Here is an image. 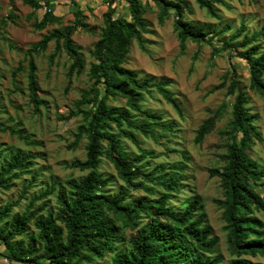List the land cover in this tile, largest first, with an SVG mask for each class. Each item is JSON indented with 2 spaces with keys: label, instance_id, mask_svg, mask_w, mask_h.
I'll return each instance as SVG.
<instances>
[{
  "label": "trees",
  "instance_id": "1",
  "mask_svg": "<svg viewBox=\"0 0 264 264\" xmlns=\"http://www.w3.org/2000/svg\"><path fill=\"white\" fill-rule=\"evenodd\" d=\"M34 7H50L53 1L23 0ZM75 22L64 28H55L27 51L28 90L30 104L40 113L41 100L34 55L45 51L54 41L57 52L63 49L71 61L69 77L81 74L85 60L73 39L79 28L85 27L82 9L71 0ZM160 9L159 22L163 24L175 14V31L184 53L188 41L199 45L210 43L213 28L203 27L186 18L191 12L184 0H149ZM200 8L212 17H218L215 4L227 6L225 0H195ZM129 18L120 17L115 0H106L104 28L94 46V62L89 69L92 82L75 103L69 118L81 117L76 143L87 140L86 159L72 166L87 174L79 179H69L58 187L57 207L49 209L47 203L35 207L54 194L49 188L30 200L27 209L13 214L19 203L0 206V242L9 253L10 262L22 264H222L217 255L219 239L205 225L199 199H188L183 209L172 201L186 188V166L165 164L150 168L149 161L156 157L154 151L143 148L139 133L157 139L175 135L174 124H167L157 112L146 109L142 102L153 91L181 113L179 103L170 89V81L140 79L138 71L126 66L134 43L146 52L144 35L148 22L143 15L141 0H126ZM53 10L46 11L35 22L39 30L58 23ZM229 29L220 30L224 34ZM233 49L234 57L245 60L249 71V89L264 101V28L249 34L243 23L221 50ZM233 82L235 94L228 141L220 156L221 165L209 169L210 177H218L223 197L215 203L222 211L228 250L233 259L228 264H264L247 257H264V223L257 216L264 213V168L253 157L252 150L262 140L256 125L257 115L250 114V100ZM223 86V85H222ZM220 88V87H217ZM216 89V88H215ZM237 91V92H236ZM113 98H122L125 106L110 105ZM218 109L198 128L195 142L201 144L215 129L222 117ZM161 132V133H160ZM160 133V134H159ZM159 134V135H158ZM128 139L138 150L134 155L122 143ZM3 158L0 150V192L10 190L14 182L29 172L33 155L16 152ZM188 158V157H186ZM106 159L116 170L124 188L110 193L107 188L112 179L100 172ZM145 161V162H144ZM143 191L134 201L131 192ZM28 193L27 188L23 190ZM34 225L36 233L30 232ZM130 232L126 244L124 234ZM29 241H26V236ZM1 254V253H0Z\"/></svg>",
  "mask_w": 264,
  "mask_h": 264
},
{
  "label": "rangeland",
  "instance_id": "2",
  "mask_svg": "<svg viewBox=\"0 0 264 264\" xmlns=\"http://www.w3.org/2000/svg\"><path fill=\"white\" fill-rule=\"evenodd\" d=\"M76 1L85 15V27L79 28L73 39L85 60V69L70 78L71 61L63 49L57 52L54 41L45 51L35 54L41 100L40 113H35L29 98L27 51L53 29L74 24L76 7L71 0H53L50 7L44 5L38 9L23 0H0V150L3 152L2 159L21 152L32 154L34 161L33 168L16 180L10 190L0 192V206L19 203L14 207L13 214L24 212L33 197L49 188L54 189V194L38 201L35 207L45 202L49 209L55 210L58 187L66 180L79 179L87 174V171L82 172L72 166L75 161L86 159L87 140L82 137L76 143L82 118L69 116L76 110L75 103L82 91L92 84L89 77L90 65L94 62L92 53L104 28L108 4L106 0ZM115 1L118 16L129 18L126 0ZM184 1L191 9V12H185L188 20L216 31L211 34L213 39L210 43L199 45L188 41L182 53L175 31V14L172 13L161 24L159 7L152 1L141 0L143 15L149 25L148 33L144 35L147 51H142L134 43L126 66L138 71L140 79L170 81V89L181 113L156 91L152 95L146 94L142 102L146 109L162 115L167 124H174L175 131V135L166 138L158 136L157 139L138 134L143 148L156 154L155 158L146 162L149 161L150 168L160 164L186 166V188L175 196L172 204L183 209L188 199L201 201L205 225L219 239L217 255L222 258V264H228L233 257L228 250L222 211L215 203L216 199L223 197V190L220 179L210 177L209 169L221 165L220 156L225 152L224 145L228 141L225 131L229 129L236 95L231 94V89L235 88L234 81H238L239 88L249 97L247 107L250 114L258 116L256 125L262 140L253 147L252 154L264 168V101L249 89V71L245 60L234 57L235 52L231 48L218 54L213 52L214 47L221 50L223 42L243 23L249 34L264 28V0H225L227 6L215 4L218 17L210 16L195 0ZM49 10H53L60 21L43 30L37 29L35 22L40 21ZM228 27L227 32L220 34V30ZM109 104L125 106L126 101L113 98ZM218 109L223 112L215 129L201 144L196 143L198 128ZM121 139L129 152L138 154L135 145L126 138ZM100 172L112 179L107 188L110 193L124 188L116 170L106 159H103ZM24 188L28 193L22 198ZM143 194V191L131 192L129 201ZM257 216L264 223V213ZM30 232L36 233L33 224L30 225ZM129 234H124L123 244L127 243ZM25 236L28 242L29 236ZM0 253V264H22L6 258L9 251L1 242ZM247 258L264 262V257Z\"/></svg>",
  "mask_w": 264,
  "mask_h": 264
},
{
  "label": "water",
  "instance_id": "3",
  "mask_svg": "<svg viewBox=\"0 0 264 264\" xmlns=\"http://www.w3.org/2000/svg\"><path fill=\"white\" fill-rule=\"evenodd\" d=\"M40 1L46 2V1H53V0H40Z\"/></svg>",
  "mask_w": 264,
  "mask_h": 264
}]
</instances>
